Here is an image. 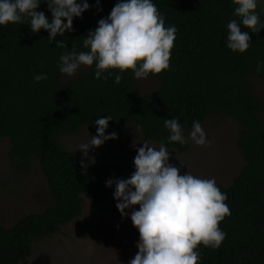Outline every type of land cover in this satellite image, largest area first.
Wrapping results in <instances>:
<instances>
[{"label":"trees","instance_id":"16d2710c","mask_svg":"<svg viewBox=\"0 0 264 264\" xmlns=\"http://www.w3.org/2000/svg\"><path fill=\"white\" fill-rule=\"evenodd\" d=\"M116 2L100 0L101 11L90 7L74 18L72 32L51 44L43 29L33 34L26 24L0 26V139L9 140L8 156L18 171L38 162L53 198L41 212L8 227L0 224V264L29 259L38 237L59 232L81 215L82 196L99 206L113 197L114 187H105L106 181L125 178V165L116 160H96L82 169L62 146L61 134L95 126L108 115L109 123L135 124L145 141L184 152L189 142L169 143L164 118H176L187 137L193 120L203 123L218 112L240 125L236 144L244 163L230 185L216 183L227 194L231 215L219 224L226 233L220 248L199 247L201 264H264V106L249 80L252 74L264 79V70L256 71L257 62L264 61V30L249 33L252 43L244 54L233 53L226 47L227 23L239 22L232 0H153L165 26L177 28L170 70L153 76L160 80L156 91L141 94L130 70H109L106 81L97 80L95 65L60 84L57 64L64 49L55 47L56 41L87 51L84 37ZM38 11L51 19L46 4ZM257 12L264 22V11ZM42 73L48 78L35 82L33 76ZM117 74L120 84L114 83Z\"/></svg>","mask_w":264,"mask_h":264},{"label":"clouds","instance_id":"9594fccd","mask_svg":"<svg viewBox=\"0 0 264 264\" xmlns=\"http://www.w3.org/2000/svg\"><path fill=\"white\" fill-rule=\"evenodd\" d=\"M233 19L227 23L226 47L233 53L244 54L251 46L249 33L264 30V22L257 12L258 0H232ZM46 4L51 19L43 11ZM95 7L101 11L100 0L91 5L88 0H0V26L26 24L33 34L41 29L48 33L51 44L57 36L72 32L74 18ZM66 21V22H65ZM242 27L248 31L242 32ZM177 28L165 26V17L153 0H117L110 13L98 20L97 26L83 39L87 51L67 47L65 40L56 41L64 49L57 67L61 74L74 76L82 67L95 65L94 78L108 79L109 70L124 73L130 70L134 79H146L170 70L171 50ZM264 70V61H258L257 73ZM114 77L120 84L122 75ZM47 74H37V83ZM111 116L97 118L93 123L96 134L89 143L78 146L85 156L90 148H98L108 140L117 139L115 132L106 134ZM168 130V142L181 145H210L199 120H193L187 135L176 118L163 120ZM136 148L134 171L128 178H110L105 187L113 188L115 206L121 218L131 220L139 233L135 246L137 253L127 264H201L199 247L218 250L226 238L219 224L231 215L227 194L220 191L214 178L205 179L188 171L183 174L171 164L170 152L161 143L158 148L148 141ZM82 169L87 165L81 162ZM138 206V207H137ZM119 225H117V228Z\"/></svg>","mask_w":264,"mask_h":264},{"label":"rangeland","instance_id":"374dc122","mask_svg":"<svg viewBox=\"0 0 264 264\" xmlns=\"http://www.w3.org/2000/svg\"><path fill=\"white\" fill-rule=\"evenodd\" d=\"M258 8L264 11V0H258ZM84 68L82 66L72 77L60 73L59 83L77 77ZM249 80L264 106V79L252 74ZM159 86L160 80L151 75L138 79L141 94L156 91ZM261 120L264 121V107ZM201 124L210 145L200 147L189 141V149L184 152L168 149L169 162L180 169L181 174L188 171L228 186L244 163L236 144L240 125L220 112L208 115ZM112 132L117 134V139L90 148L87 156L77 148L90 142V137L96 134V126L61 134L60 141L87 166L96 160L122 162L126 168L125 178H128L134 171L136 148L142 147L145 140L133 123H109L106 134ZM149 143L156 148L160 146V143ZM9 146L7 138L0 139V224L6 227L30 212H41L53 202L38 162L32 160L25 171H18L8 156ZM115 204L110 197L96 206L82 196L81 215L59 232L38 237L32 256L20 264H127L138 251L135 244L139 233L130 219L121 218Z\"/></svg>","mask_w":264,"mask_h":264}]
</instances>
